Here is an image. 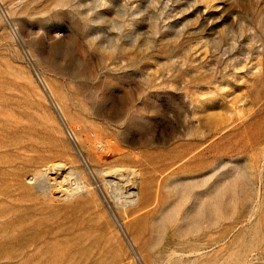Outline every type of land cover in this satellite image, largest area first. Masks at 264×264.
<instances>
[{
    "label": "rangeland",
    "instance_id": "1",
    "mask_svg": "<svg viewBox=\"0 0 264 264\" xmlns=\"http://www.w3.org/2000/svg\"><path fill=\"white\" fill-rule=\"evenodd\" d=\"M0 264H264V0H0Z\"/></svg>",
    "mask_w": 264,
    "mask_h": 264
},
{
    "label": "bare ground",
    "instance_id": "2",
    "mask_svg": "<svg viewBox=\"0 0 264 264\" xmlns=\"http://www.w3.org/2000/svg\"><path fill=\"white\" fill-rule=\"evenodd\" d=\"M50 172V171H49ZM75 192V191H74Z\"/></svg>",
    "mask_w": 264,
    "mask_h": 264
}]
</instances>
